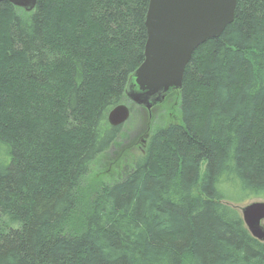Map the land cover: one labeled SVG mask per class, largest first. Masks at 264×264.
<instances>
[{
  "label": "trees",
  "instance_id": "1",
  "mask_svg": "<svg viewBox=\"0 0 264 264\" xmlns=\"http://www.w3.org/2000/svg\"><path fill=\"white\" fill-rule=\"evenodd\" d=\"M149 3H0V264H264L239 208L264 199V0L194 51L178 114L123 177L89 179L131 105Z\"/></svg>",
  "mask_w": 264,
  "mask_h": 264
},
{
  "label": "water",
  "instance_id": "2",
  "mask_svg": "<svg viewBox=\"0 0 264 264\" xmlns=\"http://www.w3.org/2000/svg\"><path fill=\"white\" fill-rule=\"evenodd\" d=\"M27 12L37 0H0ZM238 0H150L146 16L145 59L130 77L126 96L131 104L151 109L183 84L194 51L208 39L219 37L234 21ZM131 106L119 104L108 114L111 126H122ZM245 225L264 241V201L240 208Z\"/></svg>",
  "mask_w": 264,
  "mask_h": 264
},
{
  "label": "rangeland",
  "instance_id": "3",
  "mask_svg": "<svg viewBox=\"0 0 264 264\" xmlns=\"http://www.w3.org/2000/svg\"><path fill=\"white\" fill-rule=\"evenodd\" d=\"M24 10V9H23ZM25 11V10H24ZM177 90L168 94L163 102L165 107L157 105L151 109L131 104L133 109L129 119L122 125L117 144L104 156H101L91 167L89 179L113 182L120 180L124 175L125 166H131L134 158L140 152L144 140L156 126L162 125L178 114L179 100ZM169 109V111H165ZM254 201H264L263 198H253L239 206ZM264 225V220L263 223Z\"/></svg>",
  "mask_w": 264,
  "mask_h": 264
}]
</instances>
